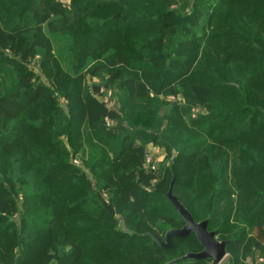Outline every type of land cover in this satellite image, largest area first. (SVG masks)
I'll use <instances>...</instances> for the list:
<instances>
[{"label":"trees","instance_id":"1","mask_svg":"<svg viewBox=\"0 0 264 264\" xmlns=\"http://www.w3.org/2000/svg\"><path fill=\"white\" fill-rule=\"evenodd\" d=\"M172 179L227 264L264 258V0H0V264L199 252L143 236L184 225Z\"/></svg>","mask_w":264,"mask_h":264},{"label":"water","instance_id":"2","mask_svg":"<svg viewBox=\"0 0 264 264\" xmlns=\"http://www.w3.org/2000/svg\"><path fill=\"white\" fill-rule=\"evenodd\" d=\"M173 180L174 179H172L168 192L166 193V198L170 202V204L176 209L177 213L184 221V225L180 228H171L167 230L163 238H160L159 236L152 233H146L143 234V236H149L161 248L169 249L172 246V239H182L192 233L198 240L202 250L196 253H186L185 255L179 258L171 260L167 264H176L180 261L202 259L210 260L211 264H221V262L227 256V241L217 240L216 231H209L207 229L209 221L208 217L205 220L199 222H195L193 220L192 216L189 214L186 208L172 194ZM99 200L105 210L111 216H115L114 211L111 209L108 203L104 201L100 196ZM119 229L125 234L131 233L130 230L125 226V223L123 221H120Z\"/></svg>","mask_w":264,"mask_h":264},{"label":"rangeland","instance_id":"3","mask_svg":"<svg viewBox=\"0 0 264 264\" xmlns=\"http://www.w3.org/2000/svg\"><path fill=\"white\" fill-rule=\"evenodd\" d=\"M62 44H63V42H59L58 41V42L55 43V47L59 48ZM31 68L33 70H35V69H37V66L33 64V66ZM93 83L99 84V81L98 80H93ZM106 96H107V94H106ZM99 98L101 100H103L104 95L99 96ZM199 112H203V111L199 110ZM155 148L156 147H152L151 145H149V149L147 147V149L149 151L148 153H150L152 155V158L154 160H156L155 163H156V166H158V164L161 162L162 157H164V152L162 150L158 149V148L157 149H155ZM253 258L256 260V264H264V258L259 257L258 252H255V254L253 255ZM247 261H248L247 262L248 264H251L253 259L249 258ZM227 262H228V255L224 258V260L221 262V264H227Z\"/></svg>","mask_w":264,"mask_h":264},{"label":"built area","instance_id":"4","mask_svg":"<svg viewBox=\"0 0 264 264\" xmlns=\"http://www.w3.org/2000/svg\"><path fill=\"white\" fill-rule=\"evenodd\" d=\"M157 149V148H155ZM148 149H147V153H146V156H145V161H144V164H145V167L149 168L150 170H155L156 169V163L153 158H152V155L150 153H148Z\"/></svg>","mask_w":264,"mask_h":264},{"label":"crops","instance_id":"5","mask_svg":"<svg viewBox=\"0 0 264 264\" xmlns=\"http://www.w3.org/2000/svg\"><path fill=\"white\" fill-rule=\"evenodd\" d=\"M148 149H149V146H148Z\"/></svg>","mask_w":264,"mask_h":264}]
</instances>
